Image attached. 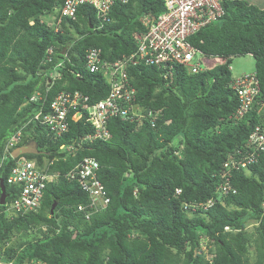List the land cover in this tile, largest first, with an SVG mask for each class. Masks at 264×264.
Listing matches in <instances>:
<instances>
[{
    "label": "trees",
    "instance_id": "16d2710c",
    "mask_svg": "<svg viewBox=\"0 0 264 264\" xmlns=\"http://www.w3.org/2000/svg\"><path fill=\"white\" fill-rule=\"evenodd\" d=\"M64 1L0 0V157L6 141L22 129L18 147L35 142L42 152L23 156L58 175L46 184L37 213L12 220L0 215V244L21 234L38 235L8 247L2 262L264 264V151L248 175L232 174L235 193L215 192L228 156L244 147L255 126L264 128V9L247 0H222L223 16L189 38L204 59L219 63L195 74L175 67L171 85L154 66H128L136 117L132 111L109 117L104 124L109 137L82 142L79 149L80 139L94 135L87 115L74 122L71 111L67 130L59 136L34 116L46 113L60 93L79 92L88 105L105 100L110 87L100 74L85 69L86 52L100 49L109 61L134 53V37L143 31L140 17L158 15L164 7L163 0L115 3L110 21L100 28L88 6L77 8L75 20L62 19L58 32L41 23V16L54 14ZM49 48L51 61L46 60ZM243 55L255 60L259 93L235 121L230 117L239 101L229 86L230 66L232 58ZM53 72L59 78L48 82ZM35 93L41 99L31 101ZM138 115L144 117L139 121ZM68 146L77 150L71 154ZM85 158L98 163L93 173L108 199L105 206L94 203L77 180L67 179ZM12 165L10 159L3 163L0 179L5 181ZM5 189L14 199L18 190L6 184ZM209 199L211 207L199 206ZM79 206L84 212L77 211ZM86 212L91 213L88 220ZM207 239L209 260L201 252ZM249 246L255 248L254 257Z\"/></svg>",
    "mask_w": 264,
    "mask_h": 264
},
{
    "label": "built area",
    "instance_id": "2783aa9c",
    "mask_svg": "<svg viewBox=\"0 0 264 264\" xmlns=\"http://www.w3.org/2000/svg\"><path fill=\"white\" fill-rule=\"evenodd\" d=\"M221 1L163 0L164 11L162 13L158 15L145 14L140 17L139 21L143 31L134 37L137 48L134 53L122 56L115 61H109L102 57L100 49H89L86 52L83 61L85 69L89 73L100 74L110 87V94L105 100L88 105L87 98H83L79 92L60 93L48 105L46 113H43L42 110L39 111L33 120L40 125H45L51 133L59 136L67 130V115L74 111L70 118L72 121H80L83 119V115H87V121L94 128V135H87L80 139L79 149L82 148V142L108 138L109 134L106 132L104 124L109 117L128 116L130 111L133 112L132 116L136 117L133 111L135 110L134 106L131 105L136 91L130 86L127 79L126 68L128 66L144 63L156 67L160 70V75L167 86L174 81L175 67H182L188 74H195L207 68L205 54L193 46L189 42V38L210 22L223 16ZM127 2L128 0H65L62 7L56 10V18L45 16L41 18V23L58 31L61 28L62 19L75 20L77 8L89 5L96 12L100 28V25L110 21L109 11L115 3L124 4ZM47 55L46 60L51 61V48L48 49ZM77 77L80 78V75ZM58 78L59 74L53 72L50 74L48 82ZM229 86L235 91L239 101V107L230 119L238 121L251 109L255 97L259 93V83L255 73H252L233 77ZM40 99V95L35 93L30 100L38 101ZM151 115L152 113H149V116ZM142 117L144 116L138 115L137 119L140 121ZM21 139L22 129H19L6 141L0 157V168L8 159L13 162L8 176L3 181L4 185L18 190L12 200L8 199V194L5 204L2 206L3 210L0 211V215L8 220L29 213H37L43 202V191L46 184L54 182L58 177L56 173L47 172V168L40 167L34 160H28L23 155L12 156V152L18 147ZM63 148L65 147L62 146L61 149ZM66 150L72 154L77 148L68 146ZM263 151L264 128L255 126L244 147L230 154L222 165L221 184L215 192L221 196H226L229 192L235 193L231 187L232 174L238 171H247L250 165L258 162ZM175 155L179 156L180 152H175ZM97 169L98 163L94 159L85 158L68 173L67 179L77 180L82 188L89 192L94 203L105 206L108 199L105 197L101 183L93 173ZM213 203L214 201L209 199L199 206L206 209ZM77 211L84 212V206H79ZM88 213H85L86 217ZM206 244L207 240L201 243V250L209 260L212 255L208 253L209 246ZM5 246L9 247V244L7 243ZM36 264L39 263L36 262Z\"/></svg>",
    "mask_w": 264,
    "mask_h": 264
},
{
    "label": "rangeland",
    "instance_id": "374dc122",
    "mask_svg": "<svg viewBox=\"0 0 264 264\" xmlns=\"http://www.w3.org/2000/svg\"><path fill=\"white\" fill-rule=\"evenodd\" d=\"M247 1L259 7L260 9H264V0H247ZM218 63H219V60L217 59H207L205 62L207 67H212ZM230 70H231L232 76L234 77L245 75V74H252L255 72V60L251 55H243V56L234 57L232 58ZM248 174L249 172L247 173V175ZM249 230H252V229H249ZM37 236L38 235L36 233L26 234V235L21 234L20 237L13 238L11 241V244L14 245V244L20 243L21 241H30V240H33L34 237H37ZM211 248H213V246ZM249 252L254 257V254H255L254 246H249Z\"/></svg>",
    "mask_w": 264,
    "mask_h": 264
},
{
    "label": "water",
    "instance_id": "95a60500",
    "mask_svg": "<svg viewBox=\"0 0 264 264\" xmlns=\"http://www.w3.org/2000/svg\"><path fill=\"white\" fill-rule=\"evenodd\" d=\"M20 122L21 120L17 121L14 125H12L8 133H12V131L19 126ZM41 153L42 152L38 151L37 144L35 142H30L24 146H20L14 149V151L12 152V156L18 157L20 155H39ZM7 196L8 195L3 184V179H0V205L5 204Z\"/></svg>",
    "mask_w": 264,
    "mask_h": 264
},
{
    "label": "clouds",
    "instance_id": "9594fccd",
    "mask_svg": "<svg viewBox=\"0 0 264 264\" xmlns=\"http://www.w3.org/2000/svg\"><path fill=\"white\" fill-rule=\"evenodd\" d=\"M83 6L91 7V6H89V5H83ZM55 15H56V12H55L54 14H49V15H47V16H50V17H52V18H53V17L56 18ZM47 16H46V17H47ZM42 17H43V16L40 17V20H41ZM50 17H49V18H50ZM31 23L33 24L34 22H33V21H30V24H31ZM61 23H62V22H61ZM32 24H31V25H32ZM60 27H61V26H60ZM51 29L55 30L54 28H51ZM60 30H61V28H60ZM60 30H58V31H60ZM58 31H57V32H58ZM205 62H206V61H205ZM205 66H206V64H205ZM206 67H207V66H206ZM208 68H209V67H208ZM201 72H202V71H201ZM186 73H187V72H186ZM233 77H234V76H232V78H233ZM236 77H237V76H236ZM181 149H182V148H181ZM179 152H181V150H180ZM244 172H245V173H248V170H247V171H244ZM3 184H4V183H3ZM4 186H5V185H4ZM5 190H6V189H5ZM176 192H177V194H179V193H180V190H177ZM7 195H8V194H7ZM6 199H7V198H6ZM5 201H6V200H5ZM2 206H3V205H0V207H2ZM2 208H3V207H2ZM53 208H54V207H53ZM2 210H3V209H2ZM90 215H91V213H88V215H87L88 218H87V217H86V214H85V218L88 220ZM50 216H52V212H50ZM43 228H45V227H42V229H43ZM43 230L47 231L46 228L43 229ZM7 243L9 244V247H11L12 244L9 243V242H7ZM7 243H6V244H7ZM6 244H0V256H3V254H4L3 252H5V250L8 248V247L5 246ZM207 244H208V239H207ZM207 244H206V245H207ZM207 246H209V245H207ZM201 252H203V251L201 250ZM208 253H209V252H208ZM209 254H210V253H209ZM204 255L206 256V254H204ZM37 263H38V262H37ZM0 264H4V263L2 262L1 259H0ZM9 264H12V262H10ZM31 264H36V262H33V263L31 262Z\"/></svg>",
    "mask_w": 264,
    "mask_h": 264
}]
</instances>
